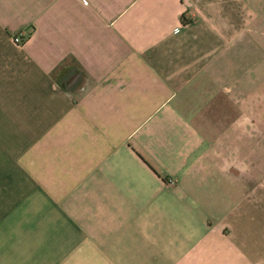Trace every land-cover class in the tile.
Here are the masks:
<instances>
[{
    "label": "crops",
    "instance_id": "crops-1",
    "mask_svg": "<svg viewBox=\"0 0 264 264\" xmlns=\"http://www.w3.org/2000/svg\"><path fill=\"white\" fill-rule=\"evenodd\" d=\"M263 107L264 0H0V264H264Z\"/></svg>",
    "mask_w": 264,
    "mask_h": 264
},
{
    "label": "clouds",
    "instance_id": "clouds-1",
    "mask_svg": "<svg viewBox=\"0 0 264 264\" xmlns=\"http://www.w3.org/2000/svg\"><path fill=\"white\" fill-rule=\"evenodd\" d=\"M239 149H233L234 153H238ZM235 168L238 170L240 175H245L250 171V165L244 161H238L235 157L226 158L223 161V165L221 167L222 172H229L230 169Z\"/></svg>",
    "mask_w": 264,
    "mask_h": 264
},
{
    "label": "built area",
    "instance_id": "built-area-1",
    "mask_svg": "<svg viewBox=\"0 0 264 264\" xmlns=\"http://www.w3.org/2000/svg\"><path fill=\"white\" fill-rule=\"evenodd\" d=\"M22 34H24L23 31H22V32H18V33H16V34L14 35V40H15L16 42H23L25 39H24V37H23Z\"/></svg>",
    "mask_w": 264,
    "mask_h": 264
},
{
    "label": "rangeland",
    "instance_id": "rangeland-1",
    "mask_svg": "<svg viewBox=\"0 0 264 264\" xmlns=\"http://www.w3.org/2000/svg\"><path fill=\"white\" fill-rule=\"evenodd\" d=\"M263 112H264V107H263ZM263 131H264V122H263Z\"/></svg>",
    "mask_w": 264,
    "mask_h": 264
}]
</instances>
